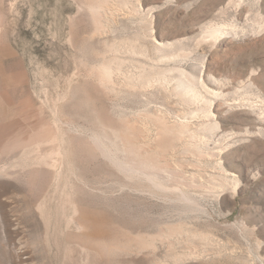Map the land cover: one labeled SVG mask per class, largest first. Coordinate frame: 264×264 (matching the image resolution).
Wrapping results in <instances>:
<instances>
[{"label":"rangeland","instance_id":"374dc122","mask_svg":"<svg viewBox=\"0 0 264 264\" xmlns=\"http://www.w3.org/2000/svg\"><path fill=\"white\" fill-rule=\"evenodd\" d=\"M0 14V264H264V0H0ZM103 108L148 142L152 115L191 126L205 151L169 160L214 174L198 195L207 214L181 218L87 156ZM38 132L56 144L15 148ZM45 147L58 163L35 158ZM184 222L209 243L160 237Z\"/></svg>","mask_w":264,"mask_h":264},{"label":"bare ground","instance_id":"6f19581e","mask_svg":"<svg viewBox=\"0 0 264 264\" xmlns=\"http://www.w3.org/2000/svg\"><path fill=\"white\" fill-rule=\"evenodd\" d=\"M97 4V3H96ZM97 6V5H96ZM94 5H91L90 8L92 9V11H94L95 14H98L100 11L98 10L99 7H96ZM101 7V6H100ZM1 17L2 15L0 14V21H1ZM98 22V21H97ZM101 24V23H100ZM103 25V23H102ZM101 25V26H102ZM103 28V27H102ZM107 30V29H106ZM213 31L211 32H220L221 28H215V29H211ZM154 31V29H153ZM146 32V31H145ZM152 32V31H151ZM210 32V33H211ZM217 32V33H218ZM153 33V32H152ZM215 33V34H217ZM153 40V39H152ZM157 40V39H156ZM154 41V40H153ZM159 44H164L160 41H157ZM155 43V42H154ZM167 44V43H166ZM169 44V43H168ZM176 45V44H175ZM121 46V44H120ZM162 46V45H161ZM170 47V46H168ZM168 47H166L168 49ZM111 48V46H110ZM121 48V47H120ZM123 48V47H122ZM165 48V46H164ZM176 48V47H175ZM126 49V48H125ZM165 49V50H167ZM174 49V48H173ZM123 51V50H122ZM113 53V52H111ZM173 53V51H172ZM180 53V52H179ZM178 53V54H179ZM115 54V53H114ZM123 54V53H122ZM162 55V54H161ZM185 55V54H184ZM127 56V55H126ZM166 56V55H165ZM164 56V58H165ZM180 56V55H179ZM178 56V57H179ZM182 56V55H181ZM147 58V57H146ZM142 59V58H141ZM149 59V58H148ZM156 59V58H155ZM159 59V58H158ZM157 59V60H158ZM163 59V57H162ZM167 59V58H166ZM169 59V58H168ZM120 60V59H119ZM122 60V59H121ZM146 60V59H145ZM150 60V59H149ZM156 60V61H157ZM151 61V60H150ZM119 62V61H118ZM165 62V61H164ZM161 63V62H159ZM109 64V63H108ZM173 64V63H172ZM159 65V64H158ZM138 66V65H137ZM136 66V67H137ZM101 67V66H99ZM106 69H104V73L105 75H108L110 76L112 71L110 69V66L108 68V66H106ZM119 67V66H118ZM122 67V66H121ZM120 67V68H121ZM159 68V67H158ZM140 70V69H139ZM122 71V70H120ZM148 71V70H147ZM154 71V70H153ZM152 71V72H153ZM133 72V71H132ZM141 72V71H140ZM162 72V71H161ZM169 72V71H168ZM156 73V72H155ZM163 73V72H162ZM175 73V72H174ZM116 74V73H115ZM176 74V73H175ZM203 74V73H202ZM136 75V74H135ZM187 75V74H186ZM195 75V74H194ZM132 76V75H131ZM180 76V75H179ZM203 76V75H202ZM158 77V76H156ZM181 77V76H180ZM178 77V78H180ZM167 78V76H166ZM166 78H162V79H166ZM170 78V77H169ZM176 78V77H175ZM177 78V79H178ZM113 79V78H112ZM153 80V78H150L149 80ZM168 79V78H167ZM183 79V76L181 77V80ZM197 79V78H196ZM151 80V81H152ZM156 80V79H155ZM170 80V79H169ZM168 80V81H169ZM173 80V79H172ZM185 80V78L183 79ZM188 78L185 80V84L188 85ZM147 81V80H146ZM175 81V80H174ZM165 81H163L164 83ZM167 82V81H166ZM179 82L180 83H184L182 81H180L179 79ZM192 82V81H191ZM201 82H205L204 81V78H202ZM148 83V82H147ZM173 83V82H172ZM197 83V82H196ZM150 84V83H149ZM168 85L170 83H167ZM207 84V83H206ZM95 86H100L102 84H94ZM110 85V84H109ZM179 85V84H178ZM181 85V84H180ZM179 85V86H180ZM203 85V84H202ZM157 86V85H156ZM177 85H175L176 87ZM185 86V85H184ZM190 86V85H189ZM193 86V85H191ZM207 86V85H206ZM178 87V86H177ZM176 87V88H177ZM203 87V86H202ZM154 88V86H153ZM163 88V87H162ZM187 88V87H186ZM170 89V88H169ZM175 89V88H174ZM195 89V88H194ZM110 90V89H109ZM187 91L189 90L188 88L186 89ZM210 90V89H209ZM116 91V90H115ZM170 91V90H168ZM167 91V92H168ZM181 91V90H180ZM192 90L190 89V92ZM206 91V90H205ZM107 92V91H106ZM105 92V93H106ZM178 92V91H177ZM180 93V92H179ZM196 93V92H194ZM200 93V92H199ZM207 93V92H206ZM108 95V93H107ZM197 96H199L198 94H196ZM208 95V94H207ZM166 96V95H165ZM195 96V97H197ZM201 96H203L201 94ZM200 97V96H199ZM168 98V97H167ZM93 99V98H92ZM172 99V98H171ZM170 99V100H171ZM148 100V99H147ZM161 100V99H160ZM205 100V99H204ZM203 100V101H204ZM209 101V100H208ZM205 102V101H204ZM83 103V102H82ZM102 103V101H101ZM206 103V102H205ZM210 103V102H208ZM96 104V103H95ZM170 104V103H169ZM208 105V104H207ZM145 107V106H144ZM147 107V106H146ZM163 107V106H162ZM165 107V106H164ZM209 107V106H208ZM107 108V107H106ZM106 108H103L101 109V111H99L98 113L94 114L93 117H92V126L94 127V133L92 134V138H90L92 141L89 142V143H86L83 145V148L82 150L84 152H86L87 156L89 158H91L92 160L94 161H101V162H104V164L108 163V165H110L111 167V170L114 172V173H118L120 177H118L119 181L117 182H120V185H122L121 187L123 188H127V187H131V189L134 187L133 190H136V191H139L141 194L144 193V194H148L150 196H153L155 197V199H159L161 201H164L166 203H169L170 205H174V209L173 211L176 213V215H178L179 217H183V216H192L193 215V218H196L197 220H199L198 217L201 216V214L203 213H206L208 212L203 205L202 203L199 201V198H198V195L200 193H203L207 187H210V186H213V182L211 184H209V180H213L212 177H215L213 175H211L212 177L210 179H206V181H204V176H202L204 174V171L203 174L201 175L202 178L200 179V175H198L197 172H193L191 175H185L184 172H182V168L180 169L178 167L177 164L183 166V164H181L180 162L179 163H176V164H173L174 162H171L169 160V156L171 155H174V154H188V153H195V156L196 154H199L200 156V153L202 154V150H204L202 148V150H200V147H202V145L199 143L198 145H200V147H198L197 143H194V138L198 135H196V133L194 131H190V128L191 126H187L186 124L188 123H185V120H182L181 119V122L184 121L183 124L180 123V125H176L174 121V123L172 124H169L165 117H163V115H157V117L155 118V116L152 115V117L154 119H157V123L154 122V124L157 125L158 128V131L156 133V137L154 139V141H151V142H148L147 139H145V130L144 129H141L140 127L141 126H138L135 123L131 124L128 123V122H122L116 118H114L110 111ZM183 108V107H182ZM159 109V108H158ZM185 109V108H184ZM162 111V110H161ZM122 112V111H120ZM183 112V111H182ZM155 112H153L154 114ZM157 113V112H156ZM163 113V111H162ZM185 113V112H184ZM211 113V112H210ZM159 114V113H157ZM194 114V113H193ZM204 114V113H203ZM172 115V114H171ZM190 115V114H189ZM189 115H187L189 117ZM198 115V114H197ZM208 115V114H207ZM210 115V114H209ZM186 116V114H185ZM202 116V115H201ZM142 117V116H141ZM144 117V116H143ZM168 116H166L167 118ZM187 117V119H188ZM192 118V115L190 116ZM203 117V116H202ZM209 117V116H208ZM147 118H150V117H147ZM171 118V117H170ZM213 118V117H212ZM130 120V119H129ZM141 120V119H140ZM145 120V119H144ZM189 120V119H188ZM187 120V121H188ZM150 121V119L148 120ZM152 121V119H151ZM150 121V122H151ZM172 121V120H171ZM153 122V121H152ZM191 122V121H190ZM142 123V122H141ZM139 124V123H138ZM192 124V123H191ZM207 124V123H206ZM213 124V123H211ZM211 124H207L208 126H211ZM148 125V124H147ZM146 125V127H148ZM214 125V124H213ZM207 126V127H208ZM143 127V126H142ZM154 128V126H153ZM199 128V127H198ZM146 129V128H145ZM148 129V128H147ZM146 129V130H147ZM206 129V128H205ZM81 130V129H80ZM194 130V129H193ZM203 130V129H202ZM91 131V130H90ZM93 131V130H92ZM148 131V130H147ZM153 131V130H152ZM198 131V130H197ZM210 131V129H209ZM150 132V130H149ZM148 132V133H149ZM206 132V131H205ZM79 133V132H78ZM88 133V132H87ZM152 133V132H151ZM202 133V132H201ZM211 133V132H210ZM209 133V134H210ZM153 134V133H152ZM198 134V133H197ZM207 134V132L205 133ZM205 134H200V135H205ZM84 135V134H83ZM199 135V136H200ZM190 137V139H188L187 137ZM211 136V134H210ZM91 137V136H90ZM204 137V136H203ZM154 138V137H153ZM201 138V137H200ZM199 138V139H200ZM207 139V138H206ZM147 140V141H146ZM153 140V139H152ZM197 140H198V137H197ZM196 140V141H197ZM200 140H203L202 138ZM210 140V139H209ZM150 141V140H149ZM199 141V140H198ZM205 141V139H204ZM46 142L48 143V145L52 142H54L56 144V139L55 137H53V134L50 133V132H38V133H35L33 135H31L28 139H25L24 141H21V142H18V144L16 145L15 148H18V147H25V146H33V147H36L37 150H40L39 147L41 148V145L46 144ZM184 143V146L183 148L180 150L179 148V144L180 143ZM210 142V141H209ZM181 143V144H182ZM13 144V143H12ZM54 144V145H55ZM51 146H53V144H50ZM183 145V144H182ZM206 145V144H204ZM210 145V144H209ZM208 145V146H209ZM206 146V147H208ZM11 147V146H10ZM9 147V148H10ZM28 147V149H29ZM31 147H30V150H31ZM56 148L58 146H55ZM181 147V146H180ZM46 148V147H45ZM56 148H49V149H44L43 151L37 153L35 150L36 149H32V153L33 151H35V153H37L36 155L34 154L35 158L39 161H43L47 164H54V163H58V155H57V152H59L58 150H56ZM28 149H25L24 150H27L28 152ZM59 149V148H58ZM23 150V149H22ZM23 150V151H24ZM29 150V151H30ZM218 150V149H217ZM205 151V150H204ZM220 151V150H219ZM215 152V151H214ZM25 153V151H24ZM31 153V152H29ZM205 153V152H204ZM61 154V153H60ZM29 155V154H28ZM205 155V154H204ZM207 155V154H206ZM205 155V157H206ZM209 155V154H208ZM208 155H207V158H208ZM211 155V154H210ZM215 155V154H214ZM33 156V157H34ZM185 156V155H184ZM198 156V158H199ZM203 156V155H202ZM32 157V156H31ZM32 157V158H33ZM172 157V156H171ZM176 157V156H175ZM178 157V156H177ZM204 157V158H205ZM210 157V156H209ZM213 157V156H212ZM211 157V158H212ZM186 158V156H185ZM189 158V157H188ZM197 157H195L196 159ZM210 158V159H211ZM58 159V160H57ZM172 159V158H170ZM192 159V158H191ZM193 158V160H195ZM202 159V158H201ZM206 159V158H205ZM221 159V158H220ZM198 160V159H197ZM203 160V159H202ZM208 160V159H207ZM57 161V162H56ZM60 161V160H59ZM200 161V159H199ZM206 161V160H205ZM36 162V161H35ZM186 162V161H184ZM190 162V160H189ZM192 162V160H191ZM201 162V161H200ZM199 162V163H200ZM203 162V161H202ZM201 162V163H202ZM215 162V161H213ZM194 163L195 165V162H192V164ZM198 163V162H196ZM209 163V162H208ZM94 164V163H93ZM186 164V163H184ZM191 164V163H190ZM55 165V164H54ZM189 165V163H188ZM193 165V166H194ZM202 166V165H201ZM104 167V166H103ZM109 167V166H108ZM203 167V166H202ZM219 167V166H218ZM51 168V167H50ZM105 168V167H104ZM107 168V167H106ZM196 168V167H195ZM199 168V166L197 167ZM196 168V169H197ZM205 168V166H204ZM202 168V169H204ZM207 168V167H206ZM211 168V167H210ZM216 168V167H215ZM53 169V168H52ZM110 169V168H109ZM194 169V168H193ZM199 170V169H197ZM208 170V169H207ZM110 171V170H109ZM108 171V172H109ZM111 171V172H112ZM109 172V173H111ZM199 172V171H198ZM201 172V171H200ZM225 172V171H222V173ZM113 173V175H114ZM207 173V172H206ZM213 173V172H212ZM229 173V172H228ZM232 173V172H231ZM107 174V173H106ZM200 174V173H199ZM57 175V174H56ZM222 175V174H220ZM233 175V173H232ZM236 175V174H234ZM107 176V175H106ZM109 176V175H108ZM117 177V175H115ZM114 176V177H115ZM208 176V175H207ZM210 176V175H209ZM113 177V178H114ZM122 177V178H121ZM231 177V176H230ZM108 178V177H107ZM112 178V177H111ZM208 178V177H206ZM219 178V176H218ZM224 178V177H223ZM222 176L221 178H219V184L223 183L222 180H223ZM134 179H140L144 182H146L148 185L146 186H143V185H134L135 183L133 182ZM204 179V180H202ZM217 179V178H216ZM215 179V180H216ZM230 179V178H229ZM232 179V178H231ZM117 180V179H116ZM139 180V181H140ZM228 180V179H227ZM237 180V179H236ZM114 181V180H113ZM138 181V182H139ZM217 181V180H216ZM215 181V182H216ZM229 181V180H228ZM116 182V181H115ZM114 182V183H115ZM133 182V184H132ZM233 182V181H232ZM119 184V183H118ZM142 184V183H141ZM215 184V183H214ZM224 184V183H223ZM222 184V185H223ZM222 185H217L216 187L218 186H222ZM225 185V184H224ZM223 185V186H224ZM222 186V187H223ZM230 186V185H229ZM216 187L214 188V190H216ZM217 188L216 191H218ZM221 187V188H222ZM224 188V187H223ZM123 191V190H122ZM209 191H212L211 188ZM208 191V192H209ZM132 192V191H131ZM61 193V192H60ZM120 193V192H119ZM210 193H214V191L210 192ZM117 194V193H116ZM139 194V193H138ZM209 194V193H208ZM202 195V194H200ZM199 195V196H200ZM205 195V194H203ZM215 195V193H214ZM219 196V195H218ZM58 197V196H57ZM202 197V196H201ZM220 198V197H219ZM154 199V200H155ZM56 201V200H55ZM76 205V204H75ZM78 213V212H77ZM171 213V212H169ZM207 214V213H206ZM205 215V214H203ZM209 215V214H208ZM77 216V215H76ZM171 216H173L171 214ZM169 217V216H168ZM185 217V218H187ZM210 217V216H208ZM191 218V217H190ZM192 218V219H193ZM191 219V220H192ZM196 219H193V220H196ZM184 220V219H183ZM182 220V221H183ZM187 220V219H186ZM189 220V219H188ZM190 220V222H192ZM196 220V221H197ZM205 220V219H204ZM210 220V219H209ZM71 221V220H70ZM77 222V221H76ZM195 222V221H194ZM199 222V221H198ZM211 223V222H209ZM217 223V222H216ZM212 224V223H211ZM146 225V224H145ZM164 225V224H163ZM214 225V224H213ZM218 226V225H217ZM81 227V225H80ZM169 227V226H168ZM171 228H169L170 230L165 231L163 234H161L162 236H160L161 238L163 237V239H174L175 237H180V236H183V235H187L188 239H192V238H195L196 236H198L197 234H200L202 232L199 231V233H197V230H195V227H192V225H188L187 226V223H178L176 225H174L172 227V225H170ZM211 228V227H210ZM216 228V227H214ZM150 230V229H149ZM154 231V230H153ZM203 231V230H202ZM212 231V230H211ZM161 232H163L161 230ZM197 233V234H196ZM206 233V232H205ZM204 233V234H205ZM208 233V232H207ZM206 233V234H207ZM214 233V232H213ZM143 234V233H142ZM141 234V235H142ZM203 234V235H204ZM68 235V234H67ZM140 235V236H141ZM151 235V234H150ZM156 235V234H155ZM201 235V234H200ZM146 237V235H143ZM208 236V235H207ZM206 236V237H207ZM210 236V235H209ZM212 236V235H211ZM214 236V235H213ZM137 237V236H136ZM139 237V236H138ZM154 237V236H153ZM204 238L201 239L202 242H208L206 241V237L202 236L200 238ZM140 238V237H139ZM198 238V237H197ZM147 239V238H146ZM150 239H151V236H150ZM157 239V238H156ZM176 239V238H175ZM180 239H183L182 237ZM141 240V238H140ZM185 240V238H184ZM207 240H208V237H207ZM211 240V239H210ZM151 241V240H149ZM156 241V240H155ZM172 241V240H171ZM174 241V240H173ZM145 242H148V241H145ZM154 242V240H153ZM165 242V241H164ZM143 243V242H142ZM171 243V242H169ZM173 243H176V242H173ZM171 243V244H173ZM209 243V242H208ZM80 244V243H79ZM140 244V243H139ZM149 244V242L147 243ZM163 244V243H162ZM154 245V244H153ZM191 245V243H190ZM195 245V244H194ZM147 246V245H146ZM170 246V245H169ZM175 246V245H174ZM189 246V245H187ZM205 246V245H203ZM156 247V246H155ZM194 247V246H193ZM198 247V246H197ZM195 246V248H191L190 251L191 253L193 254V256L195 254H198L196 255L199 256V251L196 249L197 248ZM201 247V246H199ZM203 248V247H202ZM205 248V247H204ZM204 248H203V252L204 251ZM169 249V248H168ZM199 249V248H198ZM206 249V248H205ZM208 249H209V246H208ZM154 250V249H153ZM174 250V249H173ZM200 250V249H199ZM214 250V249H213ZM171 251V250H170ZM202 251V250H201ZM210 251V250H209ZM208 252V250L206 251ZM221 252V251H220ZM213 253V252H211ZM204 254V253H203ZM208 254V253H207ZM202 255V253H201ZM205 255V254H204ZM215 255V254H214ZM235 255V254H234ZM208 257H211L209 255H207ZM206 256V257H207ZM195 257V256H194ZM193 257V258H194ZM203 257V255H202ZM192 258V256H191ZM192 258V259H193ZM209 259V258H207ZM208 261V260H207ZM177 262V261H176ZM206 262V261H205ZM204 262V263H205ZM203 263V264H204ZM174 264V263H173Z\"/></svg>","mask_w":264,"mask_h":264}]
</instances>
